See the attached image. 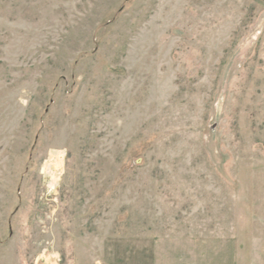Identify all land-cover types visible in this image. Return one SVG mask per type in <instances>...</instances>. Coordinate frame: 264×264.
<instances>
[{"label":"rangeland","instance_id":"1","mask_svg":"<svg viewBox=\"0 0 264 264\" xmlns=\"http://www.w3.org/2000/svg\"><path fill=\"white\" fill-rule=\"evenodd\" d=\"M0 264H264V0H0Z\"/></svg>","mask_w":264,"mask_h":264},{"label":"bare ground","instance_id":"2","mask_svg":"<svg viewBox=\"0 0 264 264\" xmlns=\"http://www.w3.org/2000/svg\"><path fill=\"white\" fill-rule=\"evenodd\" d=\"M62 161L60 158V154L58 151H52V158L46 163L44 169L46 172L51 176V181L49 183V186L51 188H55L60 174V167H61Z\"/></svg>","mask_w":264,"mask_h":264}]
</instances>
